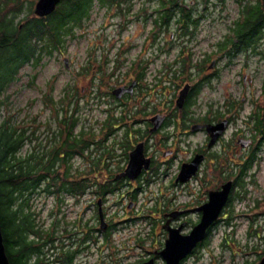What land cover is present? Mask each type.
<instances>
[{"label":"rangeland","instance_id":"1","mask_svg":"<svg viewBox=\"0 0 264 264\" xmlns=\"http://www.w3.org/2000/svg\"><path fill=\"white\" fill-rule=\"evenodd\" d=\"M186 1L197 9L199 15L204 14L192 35H179L174 23L169 29L155 26L153 1L122 0L119 8L124 10L121 11L95 3L89 15L82 20L81 27H77L75 35L66 39L60 52L42 56L36 65L28 61L19 68L16 80L2 93L6 99L0 107V120L9 118L19 127L37 128L35 133L39 136V144L47 141L45 136L49 131L45 129L55 132L61 126L60 119L69 120L74 122L73 132L84 130L87 136L94 133L95 143L91 147L90 157L95 156L97 161L98 156L105 161L108 151L103 152L101 147L107 150L108 140H104L103 129L110 126L107 117L118 116L120 112L119 104L107 94L110 88L135 79L140 68L143 71L140 86L136 87L135 96L126 100V106H146L147 110L153 107L170 109L177 87L185 83H199L191 96L193 104L190 110L195 115L223 113L225 105L229 109L232 100L240 102L244 97L237 111H231L233 123L227 137L235 127L252 135L248 115L251 109L262 103L264 55L241 52L228 58L227 55L215 53L216 43L224 38L228 25L238 14V5L234 0H225L223 6L212 2L207 9L202 0ZM22 16L16 17L15 21L19 22ZM262 43L264 47V41ZM188 55L189 60L183 64L181 57ZM64 58H67V66ZM212 60L215 63L210 68ZM166 75L171 79L164 78ZM126 78L127 81H124ZM113 108V112L109 111ZM111 138L112 135L108 139ZM183 140L186 148L181 150L186 154L180 153L178 159L185 158L188 150L200 144L203 138L194 134ZM33 143L25 141L19 153L24 155L29 152L33 149ZM248 151H233L232 157L228 155L226 170L229 176L242 173L241 167L250 157ZM87 161L82 155H76L71 167L81 170L79 176L95 175L98 182L106 180L103 178L107 175L103 163L99 161L95 173H88L83 171L88 168ZM58 167L56 169L61 171ZM208 168L217 172L212 164ZM243 171L239 176L241 185L235 190L237 196L228 206L226 219L213 228L202 257L189 260L187 264H251L262 252L264 144L255 153L250 168ZM44 190V186H41L34 194H29L28 199V211H31L32 219L39 227H46L51 218L52 222L58 218L62 219V226L67 225L70 229L74 220H78L79 227L84 231L91 228L95 222L92 205L97 200L91 189L76 198H71L67 192L53 194L52 190L47 194ZM146 190V195L150 196V192L158 191V186L155 183ZM115 196L106 198V212L116 213L115 217L120 219L124 215L122 207L114 204ZM144 196H138L139 204ZM129 222L119 223L113 228L108 240L110 246L102 245L108 251L100 253L98 248L103 242L95 241V252L89 245L75 256L73 264H128L134 257H130L131 251L122 241L130 243L128 235L139 226L138 221ZM95 226L98 228V222Z\"/></svg>","mask_w":264,"mask_h":264},{"label":"flooded vegetation","instance_id":"2","mask_svg":"<svg viewBox=\"0 0 264 264\" xmlns=\"http://www.w3.org/2000/svg\"><path fill=\"white\" fill-rule=\"evenodd\" d=\"M212 61L210 62V68L215 63L214 60ZM138 71L135 79L110 88V93L107 94L119 104L117 107L120 112H118V116L107 117L106 111L110 126L108 128L104 127L103 135L104 140H108L106 142L108 148L107 150H104L103 146L101 148H103V152L108 151V157L105 161L103 159L100 160L98 156L96 157H98V162L101 161L103 163L107 173L103 177L106 180H103L102 183L109 182L113 190L107 191L104 195L96 193L95 190L97 200L92 205V215L95 222L91 228L88 231L82 230L79 227L78 220H74L72 229L68 228L67 225L62 226V219L59 220L58 218L53 222L51 218L46 227H39V224L34 221L35 227L23 235L25 240L20 241L16 245L18 248L22 247L25 242H33V245L44 243L41 246L43 247L41 254H43L40 256H44V259L49 261L50 264H58V259L67 250L73 251L74 256H76L90 245L95 252V241L101 240L103 242L98 248L100 253L108 251L102 245L110 246L108 240L114 231L113 228L119 223H125L126 221H133V223L138 221V228L128 235L130 243L122 241L123 245L127 246L126 249H130L132 253L130 257H134L128 264H166V259L162 253L170 236L173 235V238L179 239L180 235H188L202 220L204 208L210 202L211 196L220 192L223 189V185L230 181V190L216 219L206 228L203 239L198 241L177 264H187L189 260H197L202 257L204 247L210 239L213 228L226 219L228 206L237 196L235 190L241 185L239 176L242 173L231 174V176L227 174L226 162L228 155L232 157L233 151L236 153L247 149L250 156H255V153L259 150V144L254 135L243 133L238 127H235L229 137H227L228 130L233 123L231 111L233 109L237 111L244 97L241 98L242 101L240 102L232 100L229 109L225 105L226 109L223 113L197 116L190 110L193 104L191 98L190 105L187 106L189 95L192 96L194 93L196 84L185 83L177 87V91H174L175 95L172 96L173 99L171 100L173 107L166 109L168 110L167 112L159 107L147 110L148 107L146 106H126V100H131L135 96L136 87L140 86L143 71L140 68ZM168 75L164 76V78L171 79ZM242 79L244 81V76ZM124 81H127V78ZM133 83L132 93H123L118 97L113 94L115 88L127 87ZM185 85H188L187 94L182 106L179 107L176 101L180 90ZM146 105H148V102H146ZM109 111L113 112L114 108L109 109ZM223 120L226 121V124L219 133L216 132V129L207 128V125H216ZM57 131H59V128L55 130L59 138L60 133ZM116 133L118 134L116 135ZM119 134H121L120 138L118 137ZM194 134L201 135L203 141L188 150V155L185 158L178 159L177 156L180 153L186 154V151L181 150L186 148L182 144L185 142L183 139ZM47 135L46 133L45 137ZM111 135L113 139H108ZM214 135L215 137H213ZM34 137L33 151H36V147L39 146H35V142H39V136L35 133ZM239 139H246L248 143L240 146ZM112 140L113 142H111ZM137 146L142 147L144 156L149 160V164L146 169L142 167L135 178L130 179L127 176H122V174L129 162L130 152ZM196 158L199 162L194 172L187 173L182 171L185 165ZM210 164L213 165L217 172L208 168ZM173 166L175 167L174 170ZM162 181H166V183ZM155 183L158 186V191H152L150 192L152 195L147 196L148 191L146 188ZM45 191L50 194L48 192L50 190ZM67 193L71 198H76L83 194L81 190ZM140 194L145 195L141 204L138 203ZM109 195H116L114 204H118L120 208L122 207L124 215L122 218L117 219L115 217L116 213L111 212L109 214L106 212V198ZM60 199L61 197L58 201ZM100 211L105 222L104 228L100 227ZM31 216H33L32 213ZM97 222L98 228L95 226ZM35 228L37 229L35 230ZM95 232L100 235L95 234ZM48 237L49 240L46 241ZM126 241L128 240L126 239ZM34 256L33 253V258ZM263 256L264 253L261 256L258 254L251 264H258Z\"/></svg>","mask_w":264,"mask_h":264},{"label":"trees","instance_id":"3","mask_svg":"<svg viewBox=\"0 0 264 264\" xmlns=\"http://www.w3.org/2000/svg\"><path fill=\"white\" fill-rule=\"evenodd\" d=\"M146 1L154 2V25L169 29L171 23H174L179 35L194 34L201 16H204L203 13L199 15L197 9L186 0ZM224 1L201 2L207 9L209 3L218 2L223 6ZM234 1L238 5V14L228 25L224 38L216 43L215 53L227 55L228 58L241 52L263 56L264 0ZM35 2L36 0H0V107L5 104L6 99L2 93L16 80V73L24 63L30 61L36 65L42 56L60 52L66 39L75 35L77 27H81L82 20L89 15L95 3L107 8H119L122 0H62L51 14L42 17L33 14ZM22 14L19 22L15 21ZM189 58L190 55L181 57L182 63ZM198 85L199 83L196 87ZM262 95V103L251 109L248 115L250 130L258 141L259 149L264 144V79ZM190 98L191 95L187 106L190 105ZM60 123L57 131L60 133L59 138L47 128L45 131L49 133L45 137L46 143L35 142V146L39 144L36 151L31 149L22 155L19 148L25 141L34 142L37 128L19 127L9 118L0 120V226L10 264H50L44 256H40L43 254L41 246L44 243L33 245V242H25L20 248L16 246L25 240L23 235L35 227L34 217L28 211L29 194H34L41 186L54 193L78 190L84 193L91 189L93 193L96 190V193L104 195L113 190L109 182L98 183L95 175L79 176L81 170L71 167L73 157L82 155L88 160V168L83 171L95 173L99 162L95 161V156L90 157L91 147L95 143L94 133L87 136L84 130L73 132L74 122L66 119H60ZM254 157L251 155L248 161L245 159L246 164L241 167L242 173L244 169L250 168ZM57 166L61 171L56 169ZM48 240L49 237L46 241ZM33 253L37 256H34L35 259ZM263 253L264 245L259 256ZM74 257V252L67 250L58 259V264H73Z\"/></svg>","mask_w":264,"mask_h":264},{"label":"water","instance_id":"4","mask_svg":"<svg viewBox=\"0 0 264 264\" xmlns=\"http://www.w3.org/2000/svg\"><path fill=\"white\" fill-rule=\"evenodd\" d=\"M62 0H36L34 7H33V14L39 17L46 16L51 14L56 6ZM65 66H67V58L63 59ZM213 63V61H212ZM133 84H130L127 87H117L113 90V94L115 96H121L123 93H132ZM185 85L179 92V96L177 98V105L179 107L182 106L183 100L187 94V87ZM226 124V121L223 120L222 122L216 125H207L208 129L215 130L219 133ZM217 135V134H216ZM215 137V135L213 136ZM239 143L241 146L248 143L246 139H239ZM199 160L196 158L191 163L185 165L182 168V171L187 173H192L197 169ZM149 160L145 158L142 147L137 146L132 152H130L129 162L125 171L123 172L122 176H127L130 179L136 177L139 173L141 168L143 167L146 169L148 167ZM231 182H227V184L223 185V189L211 196L210 202L204 208V216L202 220L192 229V231L188 235H180L179 239L173 238L171 235L170 238L167 240L166 247L163 251V256L166 259V264H177L178 261L187 253L189 252L198 241L202 240L205 234L206 228L212 223L213 220L216 219L223 203L227 198V194L230 190ZM100 227H105V222L103 220L102 212L100 211ZM0 264H10L8 257L5 253V247L3 243V237L1 232L0 226ZM258 264H264V256L260 259Z\"/></svg>","mask_w":264,"mask_h":264}]
</instances>
